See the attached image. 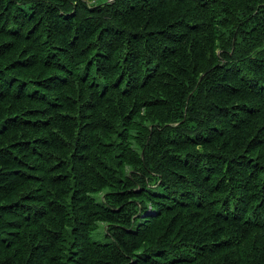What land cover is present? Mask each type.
Masks as SVG:
<instances>
[{"label":"trees","instance_id":"16d2710c","mask_svg":"<svg viewBox=\"0 0 264 264\" xmlns=\"http://www.w3.org/2000/svg\"><path fill=\"white\" fill-rule=\"evenodd\" d=\"M0 264H264V0H0Z\"/></svg>","mask_w":264,"mask_h":264},{"label":"rangeland","instance_id":"374dc122","mask_svg":"<svg viewBox=\"0 0 264 264\" xmlns=\"http://www.w3.org/2000/svg\"><path fill=\"white\" fill-rule=\"evenodd\" d=\"M102 232V231H101ZM103 233V232H102Z\"/></svg>","mask_w":264,"mask_h":264}]
</instances>
